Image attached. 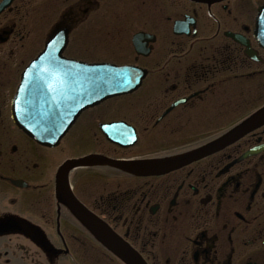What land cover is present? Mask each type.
Listing matches in <instances>:
<instances>
[{
	"label": "flooded vegetation",
	"instance_id": "af4514ba",
	"mask_svg": "<svg viewBox=\"0 0 264 264\" xmlns=\"http://www.w3.org/2000/svg\"><path fill=\"white\" fill-rule=\"evenodd\" d=\"M262 6L0 0V264H127L85 218L147 264H264V124L166 173L114 164L197 148L264 105ZM71 59L144 76L135 91L82 110L55 145L39 143L14 118L23 75L28 118L37 100L69 110L78 85L62 65ZM245 110L219 132L223 114ZM88 155L101 162L66 164Z\"/></svg>",
	"mask_w": 264,
	"mask_h": 264
},
{
	"label": "water",
	"instance_id": "95a60500",
	"mask_svg": "<svg viewBox=\"0 0 264 264\" xmlns=\"http://www.w3.org/2000/svg\"><path fill=\"white\" fill-rule=\"evenodd\" d=\"M257 27V39L264 45V18H262V15L258 20ZM36 64H38V61ZM68 69H72L74 73L72 74L76 75V83L78 85V103L77 105L74 104L69 112H57L58 108H53L50 111L38 108L36 112L29 115L28 118L27 115L22 112L24 86H21L17 96L18 107L15 112V117L18 124L23 126L33 138L41 143H55L65 134L84 106L92 104L95 100L102 99L103 96L107 97L133 91L139 86L140 80L144 75L143 74L141 77L139 75L138 78L137 68L133 66H117L110 63L86 64L72 62V64L68 65ZM80 85H88L91 87L92 93L87 97H83L81 94L82 90L79 89ZM263 124L264 106L218 138L187 153L163 159L127 162L116 161L114 164L135 173H166L192 160L209 155L226 147ZM100 160L101 159H95L94 156H89L73 161L72 165L97 163L101 162ZM85 222L103 244L109 247L128 264H146L144 260L132 250L127 242L123 241V239L110 229L104 225L90 222L86 218Z\"/></svg>",
	"mask_w": 264,
	"mask_h": 264
},
{
	"label": "rangeland",
	"instance_id": "374dc122",
	"mask_svg": "<svg viewBox=\"0 0 264 264\" xmlns=\"http://www.w3.org/2000/svg\"><path fill=\"white\" fill-rule=\"evenodd\" d=\"M256 86H257L256 84L253 85V87H256ZM256 103L254 104V107L260 105L259 103L258 104H256ZM247 112H248V110H245V111H240L237 114H231V115H226V116H224V114H223L222 117H225V118H221V128L219 129L221 131H219V130H217V131L222 132V131L226 130V128L230 124L233 125L235 122H237V120L242 118ZM212 133H218V132L212 131V132L207 133V135L212 134Z\"/></svg>",
	"mask_w": 264,
	"mask_h": 264
}]
</instances>
